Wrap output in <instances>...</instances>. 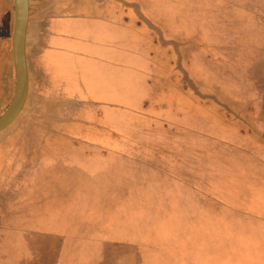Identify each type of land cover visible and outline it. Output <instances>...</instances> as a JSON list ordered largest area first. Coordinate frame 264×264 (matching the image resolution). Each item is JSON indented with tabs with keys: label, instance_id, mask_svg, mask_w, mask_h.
I'll list each match as a JSON object with an SVG mask.
<instances>
[{
	"label": "crops",
	"instance_id": "0c3cea01",
	"mask_svg": "<svg viewBox=\"0 0 264 264\" xmlns=\"http://www.w3.org/2000/svg\"><path fill=\"white\" fill-rule=\"evenodd\" d=\"M161 1L162 5L156 0L42 1L40 13L45 16L40 33L32 50L26 53V102L19 117L6 132L0 133V264H103L98 261L106 255H114L113 260L124 264H231L234 252L229 246L189 247L187 236L188 241L194 242L190 235L198 227L190 224L192 221L186 225L189 219L185 217L190 214L227 220L231 213H173L172 208L170 213L156 208L153 212L145 208L140 214L125 210L123 213L124 204L132 203L134 198L125 202L124 196H109L122 189L134 195V188L118 186L115 177H108L116 172L121 159L130 160L134 168L142 161L152 164L151 159L166 152L164 148L157 150L150 134L156 122L162 126L166 117L151 116L147 111L160 106L169 109L167 101L157 104L152 97L162 95L166 100L172 92L173 79L179 89L178 107L182 109L184 103L193 102L197 108H214L222 113L227 125L219 128L232 129L233 144L220 146L249 153L255 158V166L264 170V132L259 127L264 119L258 116L261 92L247 83L243 71H238L243 76L238 83L242 87L246 82V86H239L236 91H214L215 85H209V79L206 83L201 80L206 76L216 81L214 73L220 61L227 63L225 78H235L234 69L239 70L236 59H231L234 67L228 65L229 59L215 52L214 46L239 44L229 31L236 27L242 30L241 25L245 27L248 19L256 20L253 9L239 6V13L247 18H236L233 11L228 16L229 25H224V19L216 21L217 18L207 15L211 13L201 2V7L196 3L185 7L187 0H182V4L181 0ZM213 2L210 3L214 5ZM182 20L189 23L181 26ZM249 25L252 28L259 24ZM135 45L138 52L129 51ZM10 58L7 95L14 89ZM191 77L198 79L200 87L213 85L207 89L209 92L227 95L228 99L220 103L203 91L201 94L194 89ZM141 84L143 92L149 95L140 102L136 93ZM134 102L140 103L138 108L146 114L139 111L125 118L124 111L137 107ZM94 139L107 143L99 145ZM236 141L239 143L235 145ZM248 159L244 158L246 166ZM46 178L52 193L43 202L33 195L40 196ZM5 213L7 222L28 221V229L34 223L35 232L27 241L8 239L9 233L2 224ZM139 218L149 225L142 232V241ZM124 219L132 223L131 233L126 232L130 236L124 238V234L115 232L106 238L107 242L99 240L95 249L92 233L82 236L74 232L77 227L71 224L95 227V233L101 235L103 229L111 227V222ZM151 222L163 224L155 226ZM135 230L139 232L137 240ZM121 246L130 250L124 253L129 261L118 257ZM224 255L229 256L226 263L222 262ZM134 256L136 260L131 261Z\"/></svg>",
	"mask_w": 264,
	"mask_h": 264
},
{
	"label": "rangeland",
	"instance_id": "374dc122",
	"mask_svg": "<svg viewBox=\"0 0 264 264\" xmlns=\"http://www.w3.org/2000/svg\"><path fill=\"white\" fill-rule=\"evenodd\" d=\"M42 1L46 3L50 0H29V18L26 34L27 55L32 50L33 41H36L35 38L40 33V24L43 21L42 17L45 16V14L40 13ZM160 2L162 3L161 0H156L157 4L162 5ZM200 2L211 13L207 15L214 16L213 19L217 18L216 21L224 19V25H229L228 16L233 11L236 12V18H247L242 12L239 13V9L241 8L239 6H249L256 14L257 19H248L246 21L248 24L245 27L241 25L242 30L236 27L233 31H229L235 37L233 39L240 45L234 44L230 47H223L216 44L214 46L215 52L229 59L228 65L231 64L234 67L235 62L232 63L231 59H236L239 70L238 68L237 70L234 69L235 78H232L231 81L229 78H225V76H228V71L226 70L227 63L220 61L216 63V71L214 73L216 81H214L213 77L208 78L206 76L201 80H204V83H206L209 79L208 84L215 85V88H212L214 91L218 89L236 91L235 89L239 88V86L241 87L238 79L242 81L243 78L238 71H243L242 73L247 76H245L246 80L248 79L247 83L261 92L259 93L260 112H258V116L264 119V0H221L217 3L212 0H187L183 3L181 0V4L183 3L185 7H192L194 3L201 7V4H198ZM210 2H213L214 5ZM207 15L203 13L204 18ZM249 22H251V26L255 22H258L259 25L251 28ZM12 23V0H0V114L9 104L13 94L12 90V94L7 95V64L11 56ZM188 23L189 20L184 22L182 20L179 25L183 26V24ZM209 23L214 22L209 21ZM239 24H242V21ZM228 39L230 38L228 37ZM242 42L246 43V45ZM151 48L154 47L151 46ZM130 50H134L137 53L139 48L135 45L132 49L129 47ZM10 61L12 62V57ZM175 63L177 65V61ZM11 65L13 68V64ZM233 67H231L232 70ZM188 74L191 76L190 72ZM224 78L228 82V86L226 87ZM190 80L193 83L194 89L196 88L201 94L203 91L204 94L210 96L215 101L219 100L220 103L228 99L227 95H218V93H213L215 94L213 95V91L209 92L207 89H210L213 85L207 87L203 85V87H200L201 85L197 78L191 77ZM12 81L14 84V73L12 74ZM141 82L144 83L143 81ZM175 83L177 82L173 79L172 92L171 94H167L166 100H164L162 95L152 97V100H156L157 104L167 101L166 104H169L168 110H164L163 106L155 110L153 109L154 107H147L148 115L166 117L162 121V126L159 125L160 122H156L155 129L150 131L152 132L150 134L153 136L154 142H156L155 146L158 148L157 150L159 151L164 148L166 152L159 153L156 159H151L152 164L148 162L144 163L141 160L142 162L137 163L134 168H131L130 160L121 159L115 168L116 172H111V175H108V177H115L113 178L114 183L118 186L134 188V195L129 192L125 193L126 191L122 189L119 191L114 190L115 192L111 191L114 193H110L109 196L116 198L124 196L125 202L131 199V197L134 198L132 203L124 204L123 213L125 210V212L140 214L145 208L149 212H153V208H156V211L170 213L172 208L173 213H231L232 217L227 220H213L211 217L191 216L190 214L185 216L189 219L186 225L192 221L190 224L198 227V229L195 227V233L190 235L194 242L188 241L187 236V244H190L189 247L194 246L196 248L229 246V249L234 252L232 254V261H230L231 264H264V216L261 218L253 217L255 215H264V170H260L255 166V158L250 157L249 153L237 151L235 148L229 150L228 147L220 146L221 143L222 145L233 144V141H231V138H233L231 135L233 134L232 129L229 127L219 128L227 125L225 124L227 120L222 118V113L217 112L214 108L206 109L201 106L197 108L193 102L184 103L181 107L182 109H180L177 104L179 89L174 86L176 85ZM244 85L246 86V82H244ZM138 87L136 96H138L139 101L147 100L149 94L146 91L143 92L145 88L142 84ZM134 104L137 107H134L133 110L124 111L125 118H130L129 116L135 115L134 112L139 111L141 114H146L145 110L141 111V108H138L140 103L134 102ZM227 111L229 110L227 109ZM186 113H188V116ZM231 120L235 122L234 119L231 118ZM250 121L253 122L252 119ZM203 122L212 125H207L206 127V125L201 124ZM246 124L250 123L246 121ZM259 127L264 132V122H260ZM6 131L7 128L3 132ZM206 131L209 134L202 133ZM142 133L145 134L144 131ZM237 140L239 141V139ZM238 141H236L235 145L239 143ZM93 142L99 145H106L107 143L95 139ZM246 156L249 157V166L244 164ZM252 161L253 163L250 168ZM49 182L47 178L43 181L42 185L44 189L39 191L38 194L40 196L33 195L34 199L40 197V201L46 202L51 197L52 189L49 187ZM29 200L31 201L32 197ZM85 200L87 199L84 197ZM5 218L2 224L9 233L8 239L12 242L27 241L31 237L32 232H35L36 227L33 225L34 223H31V229H28V223H30L28 221L7 222V213H5ZM125 221L127 220L111 222V227L103 229L101 235L95 233V227L89 228L78 222L71 224L77 227L74 232L81 233L82 236H86L87 232L92 233L91 239L95 243L92 246L95 249L98 246L97 242L99 240L107 242L106 238H109V235L114 236L115 232L119 235L124 234V238L130 236L128 234L132 231V223L128 224ZM144 221L146 220L139 218L141 235H139L138 230H135V240H137L138 235L140 241L144 239L142 232L149 226L144 225ZM47 222L46 224H49ZM151 224L154 225L155 223L151 222ZM156 224L160 225L163 223ZM198 241L200 243H197ZM105 246L108 248L109 245ZM122 247L118 250V257L124 261L128 257L124 253L130 250L122 249ZM94 253L93 251L92 254ZM135 256L137 255L135 254ZM135 256L131 261L136 260ZM113 259L114 255H106V257L98 262H103V264H124L116 262ZM127 260L129 261V259ZM222 260L223 263L228 262L229 256L224 255Z\"/></svg>",
	"mask_w": 264,
	"mask_h": 264
},
{
	"label": "water",
	"instance_id": "95a60500",
	"mask_svg": "<svg viewBox=\"0 0 264 264\" xmlns=\"http://www.w3.org/2000/svg\"><path fill=\"white\" fill-rule=\"evenodd\" d=\"M12 10L13 23L10 48L14 73V89L9 104L0 114V133L19 116L28 94L26 34L29 18V0H12Z\"/></svg>",
	"mask_w": 264,
	"mask_h": 264
}]
</instances>
